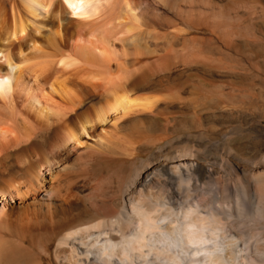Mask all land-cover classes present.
I'll use <instances>...</instances> for the list:
<instances>
[{
    "label": "bare ground",
    "instance_id": "1",
    "mask_svg": "<svg viewBox=\"0 0 264 264\" xmlns=\"http://www.w3.org/2000/svg\"><path fill=\"white\" fill-rule=\"evenodd\" d=\"M224 1L0 0V264H264V228L236 232L199 205L175 213V184L210 166L160 157L188 126L218 127L221 109L264 108V81H233L227 104L205 77L224 31L236 50L252 52L241 35L264 38ZM183 54L197 83L177 70ZM256 180L264 208V173ZM161 186L155 201L147 191Z\"/></svg>",
    "mask_w": 264,
    "mask_h": 264
},
{
    "label": "rangeland",
    "instance_id": "2",
    "mask_svg": "<svg viewBox=\"0 0 264 264\" xmlns=\"http://www.w3.org/2000/svg\"><path fill=\"white\" fill-rule=\"evenodd\" d=\"M259 3L260 4L253 3L251 1L236 2L235 0H232V1L225 0L223 2V5L225 6L227 5L228 8L232 9L231 14L233 16H237V15L243 16V22H244L243 24H246L247 22H252L254 25L256 24L255 25L256 27H260L264 31V4H263L264 1L262 0ZM233 4L234 6L231 7L230 5H233ZM228 32H231V31L229 30L224 31L221 34L222 39L220 38V65L218 67L213 66L212 70H210V72L205 74L206 75L205 77L211 79L212 83L218 82L221 85L222 90L224 92L220 90V101H224L227 104H230L231 102L230 100L236 94H238V91L237 92L235 91V93L233 94V91H232L233 85H231L233 84V81L239 80L240 78H241L240 80H244V78L245 80L246 79L249 80L251 78L250 80L264 81V60L255 59L254 61H252L254 53L264 52L263 50L264 49V38L255 39V38H251L247 34L241 35L242 39L240 38V40L241 41L244 40L247 43H250L249 48H252L250 49L252 50V52L245 51L243 49L236 50L232 46H229L227 44L229 40H232V37H231L232 32L231 34ZM223 34H226V35H223ZM228 34L231 36H229ZM166 35H167L166 37L171 36V34L169 35L166 34ZM236 42L238 43V40ZM180 56H181V58L179 57L180 59L176 58L178 59L176 60L177 70L180 69L179 70L180 72H185L187 74L193 73L192 76L194 75V77L192 78L197 83L200 78L199 75H202V73L199 72L201 70V69L199 70V66H196L197 65V63L195 62L196 60L193 59L194 58L193 56H190L186 58L188 59V61H186L185 59L182 58L183 56H185L184 54ZM184 60L186 61V63L184 62ZM192 60H193V63H192ZM182 61L184 62L183 64L181 63ZM194 62L196 63L195 67H194ZM195 71L196 72L198 71L197 75ZM209 73L211 74L209 75ZM212 83H210V86ZM146 94L147 96L149 95V93H146ZM146 94L145 93L144 94L135 93L133 95L137 97V96H145ZM239 110L233 111L230 109H226V110L221 109L220 114L217 118L218 121L220 120L219 121L220 125L218 127H215V129L214 127L208 126L207 128L210 129L208 131H207V128H205L206 130L205 129L204 130L192 129L193 127H189L188 124L189 125L196 124V118L195 117H189V118L183 117L182 118V120L184 119L183 122H186V125L192 130L191 129L187 130L188 129L187 127L184 133L182 132L176 136L178 143H180L181 145V148H175V149L173 148L170 152L169 151L166 152V154H169V155L163 154V156H160L163 160H165V158L166 159L171 158L175 166H176V163L178 162L177 163L178 167L176 168H179V166L183 164V166H186V167L188 166V168L190 169L191 165H187V164H189L192 161V163L201 162L200 163L201 166H203L204 164L203 168H207V166H210L208 168H211L212 170L211 171L212 173L207 175V174H204V172L190 169L191 173L194 170L193 174L194 173L196 174L195 176L196 179L194 180L195 174L192 177V174L188 171V168L186 169L189 172V175H191L192 177L191 185H190L191 188L188 187V184L185 186L179 185V183L175 184V188L177 186L175 190H177L176 192L178 194L175 192L173 195L172 206L175 211L177 209V211L176 212L174 211V212L176 214H179L181 213L179 212L180 209L181 211L187 210L188 207H193L194 205H197V206L199 205L200 209L203 210V212L204 211L205 212L214 211L217 209L220 211V218L223 216L222 221L223 220L224 222L226 221L225 223L230 222L229 223L230 226H232V229L234 228L233 230L236 232L241 229L242 230L249 229L252 231V230L259 229L260 227L264 228L263 226L264 225V213H263L264 208L259 206V200H257L258 197L256 196V194H254L255 191H253L254 189H256L255 187H257V184H258L256 180L257 177L260 176L261 174L263 175L264 173V108L260 107L256 110H245V111L241 110L240 112ZM120 116L121 115L115 116L113 114H110L107 118H108V121H110L112 125L114 124L119 125L122 123V121L118 120L117 117H120ZM186 147L190 149L191 151H195L196 153L191 152V151L190 152L187 151V153L183 152L182 148H186ZM198 153L201 154V155L199 154L200 157ZM185 154L186 155L191 154V155L189 156L187 155L186 157ZM177 156L179 158H177ZM160 157L158 159H160ZM140 159L143 161H146L148 159V155L142 154L140 155ZM162 159L160 160L163 161ZM179 159H181L182 161H180ZM192 159L193 160L195 159L194 160L195 162ZM115 166L118 167L117 165H114V164L109 166L111 169H113L112 173L113 175L115 174L114 176H116L119 173V172L117 173ZM182 168H185V167H182ZM180 170L182 171V173L184 172V170L182 169ZM175 172H176L175 174L179 175L178 169L175 170ZM199 172L202 174H200ZM211 174L212 176L210 177ZM206 175L207 177L209 176L210 178L208 177L205 179ZM183 177L186 178L187 176L184 175ZM176 182H178V180ZM131 191H133V189H131ZM137 193L136 194L139 196L138 197L139 202H143L142 195L140 196L139 191H137ZM158 193L159 194L161 193V195H159ZM162 193L164 195L162 186L159 188H155L153 190L147 191V194H149L150 197H152V199L155 201H158L157 199L160 200V196L162 197ZM180 193L181 195L178 197ZM155 195L159 196V198H156L157 196ZM187 195L188 197H186ZM239 195H243L245 198V206L243 209H241L237 205L236 200ZM134 197H136V195ZM202 197L204 198L202 199ZM134 199H137V197ZM162 199H164V196ZM162 199L160 201H162ZM198 199H201V200L198 201ZM225 200L228 201V204L224 203ZM195 202L197 204H195ZM230 212L232 216H234L232 219H229L227 215V213H230ZM173 217H174V214H173ZM236 217H238V219ZM244 226H246L247 228ZM244 244H245L244 241L240 242L241 249L244 248L243 247Z\"/></svg>",
    "mask_w": 264,
    "mask_h": 264
}]
</instances>
